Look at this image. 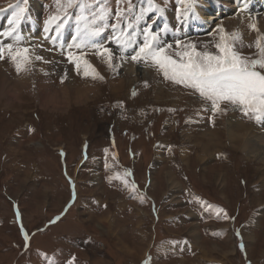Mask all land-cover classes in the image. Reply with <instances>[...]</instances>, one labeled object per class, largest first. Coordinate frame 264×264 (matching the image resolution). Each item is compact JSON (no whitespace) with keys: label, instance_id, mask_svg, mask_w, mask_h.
Here are the masks:
<instances>
[{"label":"rangeland","instance_id":"rangeland-1","mask_svg":"<svg viewBox=\"0 0 264 264\" xmlns=\"http://www.w3.org/2000/svg\"><path fill=\"white\" fill-rule=\"evenodd\" d=\"M29 1L0 0L3 34L42 36L29 26ZM193 2L74 0L68 7L43 0V25L65 37L61 29L75 25L72 35L64 42L51 35L50 46L0 42V264H264V150L256 149V160L238 144L232 149L222 122L264 136V117L232 106L213 116L190 89L131 60L151 36L174 58L187 44L216 52L220 27L239 32L242 55H259L264 12L242 15L230 28L229 14L216 15L208 28L185 31L180 8ZM7 7L17 15L6 22ZM253 23L259 27L250 33ZM96 28L102 31L92 35ZM82 34L92 43L74 44ZM9 44L29 49L28 70L17 72ZM102 48L112 51L115 72L94 54ZM81 51L103 81L78 75L68 62V52ZM221 208L228 218L217 216Z\"/></svg>","mask_w":264,"mask_h":264},{"label":"snow or ice","instance_id":"snow-or-ice-1","mask_svg":"<svg viewBox=\"0 0 264 264\" xmlns=\"http://www.w3.org/2000/svg\"><path fill=\"white\" fill-rule=\"evenodd\" d=\"M117 2L120 3L121 0ZM73 4L74 0H67L68 7H72ZM116 16L120 17L121 12L117 11ZM251 27L252 30H257L255 25ZM101 31V28H96L91 34L99 35ZM219 33V40L214 45L216 52L197 50L195 44H187L184 45L183 51L175 53L176 58H174L166 54L165 48L154 47L156 36H151L150 39H145L143 46L136 55L131 56V60L143 61L150 67H154L165 80L173 85L190 89L204 102L205 110H208L210 105L213 116L225 112L228 106H232L242 111L245 116L253 114L257 119L264 117V44L261 39H257L256 48L259 55L256 58H250L242 55L236 47L238 42L242 43L239 32L226 34L224 28L220 27ZM11 34V32L8 33V35ZM180 46L181 42L177 41L176 47L180 48ZM94 54L103 58V62L110 71L115 72L119 67L114 63L110 49L102 48ZM7 55L18 73L28 70L32 62L28 48H17L13 51L12 45L9 44ZM86 55L87 53L83 51L68 52L66 58L73 64L78 75L82 74L86 78L103 81L104 76L85 59ZM4 57L5 49L0 47V60ZM35 60L48 62L40 54H35ZM66 78L67 73L65 77H62L61 82L63 83ZM130 175L131 172L126 171L125 178H121L126 186L128 185L126 177ZM136 187L134 183L131 185L133 191H136ZM140 199L143 202V197ZM217 216L228 218L223 208L217 210ZM25 244L27 246V239Z\"/></svg>","mask_w":264,"mask_h":264},{"label":"bare ground","instance_id":"bare-ground-1","mask_svg":"<svg viewBox=\"0 0 264 264\" xmlns=\"http://www.w3.org/2000/svg\"><path fill=\"white\" fill-rule=\"evenodd\" d=\"M42 1L43 0H33V1L30 0L29 3L31 4L32 10L31 11L29 10V12L27 14L28 15L27 20L29 22V26H31L32 29L36 26L37 31L42 30L41 31L42 36H39V35L35 36V35L30 34V37H28V34L26 31L23 32L22 35H21V32L19 34L16 32L15 34L7 35V34H3L4 28L0 27V42H2L4 44L5 43H11V42L14 43L17 41L28 42L29 39L30 40L33 39L34 41H32V43L41 42L45 45L50 46L51 40H49V38H51V35L53 37L55 36V38L58 39V41H61V39L63 38V42H64V40H66V37H69L70 35H72V33L69 30H71V29L75 30V28H73V27H75V25L66 26L64 29H61V30H68L66 37H65V34L62 32H58L57 30L59 28H56V26H54L51 22L47 23L46 25L42 24V22L40 21V18H39L40 14H41V10H42L41 9V5H42L41 2ZM7 8H9V10L3 9V21L7 20L8 15H10L13 19H15L16 15H17L12 10L10 11V9H11L10 7H7ZM27 9H28V6H27ZM255 11L264 12V0H194L192 8H189L187 4H184L183 6H181L180 17L182 18V21L181 20L180 21H181V25H182L183 30L187 31L189 29L190 31H194V29H195L194 26L196 24L198 26L203 25V27L205 26L206 28H208L209 26L213 25L212 22H210V21H213V18H211L212 16L217 15V16H219V19L221 20V15H224L225 13H227L229 15H226L227 20H226L225 24L228 26V28H230L234 22L240 21L239 23H241V16L242 15L243 16L245 15V17H246L249 14V16H250ZM12 12L15 15H13ZM213 13H214V15H213ZM163 14H164V16L170 17L166 13H163ZM163 14H160V15L162 16ZM233 14H235V15H233ZM217 16L215 18H217ZM36 17L39 18L38 21L40 23L35 20ZM261 17L263 18V16H261ZM239 18H240V20H239ZM1 19H2V16L0 17V20ZM171 19H172V16H171ZM243 21L246 22V20H243ZM195 22H198L199 24L195 23ZM259 24L260 23H257V25H259ZM24 25H25V23H24ZM249 25L247 27H250ZM262 25H264V23L261 24L260 28L262 30H264V26H262ZM17 27L22 28L23 25L17 26ZM244 27H245V25H244ZM258 27L259 26H257L256 28H258ZM250 30H252V27H250ZM35 31H36V29H35ZM253 32H254V30H252V32H250V33H253ZM29 33H32V31ZM247 33L241 30L242 35L244 34V36H245V34H247ZM47 35H48V37H46ZM86 35H83V34L80 35L78 37V40L74 41V44H76L77 42H80L82 44H91L92 41ZM58 36H59V38H58ZM42 39H43V41H42ZM65 43L67 46H72L68 41H66ZM43 44H42V47L45 46ZM90 46H92V45H90ZM73 47H77V46H73ZM34 50H36V47L34 48ZM50 55H53V54H50ZM134 67L129 69V72L130 73L134 72L137 74V71L135 70ZM85 91H86L85 95L83 94V96H82V94H81V96L86 98L87 97L86 94L90 93L91 89H85ZM222 122L224 124L226 123L227 141L231 145L232 149H234V150L237 149L236 144H238L237 147L239 148V150H241L244 153L250 154L254 159L257 160L258 157H260V156L257 154L256 149H263L264 150V136L261 135V133L254 132L252 129L245 127L244 125L240 124L236 120H228V121L224 122V119H223ZM211 142L213 143V141H211Z\"/></svg>","mask_w":264,"mask_h":264}]
</instances>
